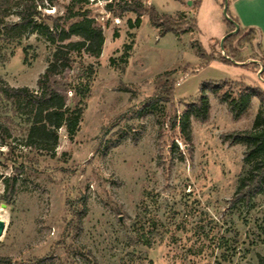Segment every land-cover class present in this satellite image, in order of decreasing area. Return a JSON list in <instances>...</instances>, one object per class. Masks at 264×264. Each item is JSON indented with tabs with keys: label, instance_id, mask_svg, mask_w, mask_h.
I'll list each match as a JSON object with an SVG mask.
<instances>
[{
	"label": "rangeland",
	"instance_id": "rangeland-1",
	"mask_svg": "<svg viewBox=\"0 0 264 264\" xmlns=\"http://www.w3.org/2000/svg\"><path fill=\"white\" fill-rule=\"evenodd\" d=\"M110 1L82 2L105 40L100 57L74 54L64 75L77 84L93 68L79 129L71 137L62 127L52 153L27 145L30 123L1 86L37 90L55 43L39 32L9 40L0 31V219L6 223L0 258L7 259L0 264H259L264 193L249 206L232 207L248 166L245 146L223 135L253 128L262 104L254 97L235 119L220 99L237 97L244 84L264 91L259 32L240 26L233 48L223 43L222 49L223 37L235 30L225 4L238 19L234 0H128L178 22L180 32L164 36L148 14L138 23L133 12L114 17L105 9ZM68 2L45 3L43 14L57 17ZM251 3L264 8V0H240L237 7ZM1 18L18 20L16 7ZM207 82L219 94L207 90L209 118H192L185 143L172 119ZM67 96L72 109L80 97L71 90ZM21 167L16 194L5 197V179Z\"/></svg>",
	"mask_w": 264,
	"mask_h": 264
},
{
	"label": "trees",
	"instance_id": "trees-1",
	"mask_svg": "<svg viewBox=\"0 0 264 264\" xmlns=\"http://www.w3.org/2000/svg\"><path fill=\"white\" fill-rule=\"evenodd\" d=\"M57 0H0V12L6 15L9 9L16 7L18 20L6 21L0 19V31L6 39H17L25 32H39L49 42L55 43V50L48 67L38 80V89L29 87H13L6 84L1 86L5 99L10 101L14 111L26 118L30 123L27 145L43 149L48 153L55 151L58 145V132L66 127L71 137L78 131L84 111L83 99L90 92V80L93 73L92 66L87 68V80L70 82L65 73L72 68L74 54H88L98 58L102 53L105 40L102 25L92 16V11L86 8L83 0H69L64 6L63 14L52 17L43 14L42 8L54 5ZM106 11L114 17L120 18L126 12L137 15V23L141 17L148 14L151 22L161 28L160 34L164 36L169 32L178 34V22L165 20L152 5L139 1L111 0L105 7ZM46 19L52 22L48 24ZM229 22V26L234 24ZM239 23L238 19L236 20ZM138 25V24H136ZM76 37V40L73 38ZM236 35H229L224 40V48H233L232 42ZM131 45L126 46L130 50ZM128 52L122 60L127 61ZM114 63V60H112ZM64 78L66 79L65 81ZM217 84L207 82L201 85L200 94L192 101L186 111L178 118L172 119V126L179 124L185 143L191 141L192 118L206 121L210 113V99L207 90L219 94ZM71 90L75 96L80 97L74 108L67 105V92ZM257 97L262 104V112L257 116L254 127L248 130L233 131L223 135V139L231 145L242 144L245 146L244 162L248 172L244 175L237 187L231 205L249 206L253 199L264 193V91L251 85H243L237 97L228 94L220 95L226 102L235 119L243 116L251 106L252 99ZM16 168L15 173L5 179V197L12 198L17 191L18 174L24 171ZM80 227V226H79ZM7 260L0 258V261ZM259 264H264V256L260 257Z\"/></svg>",
	"mask_w": 264,
	"mask_h": 264
},
{
	"label": "crops",
	"instance_id": "crops-1",
	"mask_svg": "<svg viewBox=\"0 0 264 264\" xmlns=\"http://www.w3.org/2000/svg\"><path fill=\"white\" fill-rule=\"evenodd\" d=\"M234 2L236 5L234 9L235 15L238 18V20L239 19L241 20V23H239L240 26L247 29L257 30L264 44V8L261 11L256 10L255 5L251 3L248 4L245 9H241L237 7L240 0H234ZM256 14L258 15L255 16Z\"/></svg>",
	"mask_w": 264,
	"mask_h": 264
},
{
	"label": "water",
	"instance_id": "water-1",
	"mask_svg": "<svg viewBox=\"0 0 264 264\" xmlns=\"http://www.w3.org/2000/svg\"><path fill=\"white\" fill-rule=\"evenodd\" d=\"M228 4H225L224 6V15L225 17L231 22L234 24L235 26V30L234 31H231L230 33H228L227 35H225L222 39V49H223V43H224V40L229 36V35H232V34H236L238 31H239V28H240V25L237 23V22H234L228 15ZM5 227H6V223L3 219H0V237L3 235V232L5 230Z\"/></svg>",
	"mask_w": 264,
	"mask_h": 264
}]
</instances>
